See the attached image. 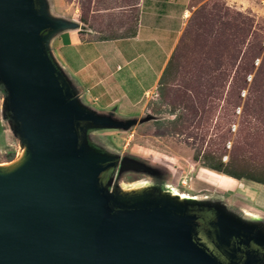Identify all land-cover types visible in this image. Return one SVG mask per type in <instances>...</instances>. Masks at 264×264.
Listing matches in <instances>:
<instances>
[{
  "label": "water",
  "instance_id": "obj_1",
  "mask_svg": "<svg viewBox=\"0 0 264 264\" xmlns=\"http://www.w3.org/2000/svg\"><path fill=\"white\" fill-rule=\"evenodd\" d=\"M79 27L47 0H0L1 109L23 145L19 163L0 165V264H224L195 236L190 209L240 229L257 220L182 199L157 182L162 168L86 147L85 129L126 130L136 117L86 104L55 59L51 39ZM109 169L154 183L117 191L101 177Z\"/></svg>",
  "mask_w": 264,
  "mask_h": 264
},
{
  "label": "rangeland",
  "instance_id": "obj_2",
  "mask_svg": "<svg viewBox=\"0 0 264 264\" xmlns=\"http://www.w3.org/2000/svg\"><path fill=\"white\" fill-rule=\"evenodd\" d=\"M63 1L67 13L84 19L99 35H107L112 31L126 32L132 27L133 15L131 11H124L136 0ZM189 10L186 20L189 27L184 44L182 32L177 42L179 48L173 69L165 81L158 85V96L149 95L135 105H120L116 110V117H136L135 123L126 130H91L93 136L85 129V145L93 150L98 143V148L107 154L136 157L153 167L162 168L167 173L162 175L165 178L161 176L157 182L164 188L169 186L182 199L190 197L192 202H202L229 214L228 210L235 212L237 208L244 210L252 205L238 197L228 198L223 188L205 181L208 170L201 168V162L203 156L211 151L217 157L221 156L222 161H229L237 139L242 136V158L249 163L264 165V126L258 128L262 135L260 139L255 138L253 141L249 137L251 133L254 134L255 129L243 122L253 80L264 65V0H191ZM202 21L208 23L201 26L197 34L196 23ZM225 24L232 28L226 30L223 38H230L233 36L231 33L235 32V39L231 42L235 41L236 46H229L228 53L236 55L237 50V56L233 60L229 54L224 53L220 57L222 65L218 70L209 75L202 72L201 85L197 88L199 94H196L197 90L192 88L197 84L193 81L195 67L192 59L200 58L198 66L203 71L205 66H213V60L222 51L218 41ZM253 54L256 56L251 60ZM205 55L210 59L206 60ZM256 59L258 64H255ZM224 71L227 74L225 78L211 88L212 92L208 91L206 80L209 81ZM247 75H251L250 81L247 80ZM242 90H245L244 96H241ZM2 96L0 91V165L6 166L11 153L14 155L12 160L22 158L23 145L10 133L8 118L1 109ZM232 125H235L234 131L231 130ZM245 133L248 136L244 139ZM111 176L112 187L117 191H121L120 187L138 191L154 183L149 177L135 172L117 176L115 169ZM230 181L235 184V179ZM218 183L226 185L229 190L233 189V184L224 182L222 178ZM244 183L246 182L241 180L239 185L243 187ZM254 186L256 190L258 188V192L254 190L253 193H242L254 198L257 196L255 201L264 209V186ZM234 216L241 215L236 212V215L231 214L229 218L233 219ZM243 225L255 228L254 231L260 229L259 235L264 238V229L257 222Z\"/></svg>",
  "mask_w": 264,
  "mask_h": 264
},
{
  "label": "crops",
  "instance_id": "obj_3",
  "mask_svg": "<svg viewBox=\"0 0 264 264\" xmlns=\"http://www.w3.org/2000/svg\"><path fill=\"white\" fill-rule=\"evenodd\" d=\"M47 1L53 15L78 21L84 26L56 34L50 41V50L83 101L100 111L135 105L146 97V93L157 92L162 71L184 29L191 3V0H136L124 11H131L133 15L130 29L133 34L101 39L100 33L81 21V17L76 18L64 10L63 0ZM201 168L208 170L205 181L223 188L228 198L238 197L251 204V208H262L255 201L257 196L242 193H253L258 190L254 185L262 184L231 178L204 166ZM221 178L230 184V180L235 179L233 189L218 183ZM241 180L246 182L243 187L239 185ZM248 208H237L232 213L246 218Z\"/></svg>",
  "mask_w": 264,
  "mask_h": 264
},
{
  "label": "trees",
  "instance_id": "obj_4",
  "mask_svg": "<svg viewBox=\"0 0 264 264\" xmlns=\"http://www.w3.org/2000/svg\"><path fill=\"white\" fill-rule=\"evenodd\" d=\"M81 21L85 22V20L82 18H81ZM207 23H208L207 21L197 22L196 23L197 27L195 29L196 33L198 34L201 26H205L207 25ZM188 27L189 25L188 23H186L182 31L183 32V44L185 41L186 33L188 32ZM231 28H232L231 25L225 24L224 28L221 30V34H220L221 38H220V41H218V44L221 46L222 51L217 54V59L213 60L214 64L212 67L207 65L205 66V69L203 71L198 66V63H200L201 61L200 58L198 57V58L192 59V63H194V67H195L194 69L195 74L193 76V81H196L197 83L195 87H192L194 90H197V88L201 85V81H200L201 75L200 74L204 72L205 74L209 75L211 72L218 70V68L222 65L220 57H222L224 53L229 54L228 53L229 46L231 48H235L236 46L235 41L231 42L232 39H235V36H234L235 32L231 33L233 35L232 37L223 38V35L226 32V30H230ZM235 31H237V28H235ZM132 34H133V31L131 30L126 31V32H120V33L112 31L111 33L107 35H104V34L100 35V38L101 39L121 38V37L131 36ZM220 35H217V36H220ZM178 48H179V44H176L175 48L173 49L167 61V64L164 70L162 71L161 77L159 79V84H162L165 81L168 74L171 73V70L173 69L172 68L173 64L177 58ZM235 52H236V55L234 53L229 54L230 58H232L233 60H235L238 51L235 50ZM254 56H256V54L251 55V60L254 58ZM205 59L208 60L210 58L207 55H205ZM196 66L198 68H196ZM226 75L227 74L224 71V72H220L218 76L212 77L209 80L210 82L206 80L205 84L207 85L208 91L212 92L211 88H213L219 80H223ZM196 94H199L198 90ZM209 94L210 93H208V95ZM201 96H203V94H201ZM192 111H193V114L195 113L196 115V112H194V110ZM243 122H245L247 125H252L251 127L255 129L254 134L251 133L249 138H253V141L255 138L259 140L260 136L262 135L259 133L258 128L264 126V65L257 71L256 77L253 80V84L250 90V96L245 106ZM247 136L248 135H246L245 133V137L243 138L245 139ZM243 144L244 143H243L242 136L241 137L239 136V139H237L234 150H233L232 158L227 162L222 161V157L221 156L217 157V155H215V153L212 151L206 153L203 156L201 166L207 167L211 170L220 172L222 174L228 175L236 179H244V180L253 181V182L264 185V165L256 164V162L249 163L248 161L244 160L242 158ZM13 157L14 155L13 153H11L9 155L8 160H12ZM193 158L197 160L196 156H193Z\"/></svg>",
  "mask_w": 264,
  "mask_h": 264
},
{
  "label": "flooded vegetation",
  "instance_id": "obj_5",
  "mask_svg": "<svg viewBox=\"0 0 264 264\" xmlns=\"http://www.w3.org/2000/svg\"><path fill=\"white\" fill-rule=\"evenodd\" d=\"M114 170L103 172L101 176L103 181L107 180ZM160 173L165 174L161 170ZM248 209L244 216L250 220H257L258 226L264 228V210L251 207ZM190 213L196 216L195 236L224 264L264 263V240L257 236L260 229L254 231L253 227L240 229L223 225L221 217L209 207H192Z\"/></svg>",
  "mask_w": 264,
  "mask_h": 264
},
{
  "label": "built area",
  "instance_id": "obj_6",
  "mask_svg": "<svg viewBox=\"0 0 264 264\" xmlns=\"http://www.w3.org/2000/svg\"><path fill=\"white\" fill-rule=\"evenodd\" d=\"M255 64H258V59H256ZM246 78H247L248 81H250L251 80V75H247ZM149 95H151V97H155V96H158V92H153V93H150V94L146 93L145 96L149 97ZM244 95H245V90H242L241 91V96H244ZM237 112H239V111L237 110ZM231 130H233V131L235 130V125L231 126Z\"/></svg>",
  "mask_w": 264,
  "mask_h": 264
},
{
  "label": "bare ground",
  "instance_id": "obj_7",
  "mask_svg": "<svg viewBox=\"0 0 264 264\" xmlns=\"http://www.w3.org/2000/svg\"><path fill=\"white\" fill-rule=\"evenodd\" d=\"M22 158H19L17 160H12L10 162H8L9 165H16L17 163H19V161L21 160ZM264 233V232H263Z\"/></svg>",
  "mask_w": 264,
  "mask_h": 264
}]
</instances>
